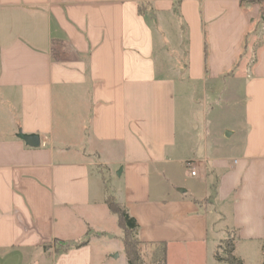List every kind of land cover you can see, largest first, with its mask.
Instances as JSON below:
<instances>
[{
	"label": "crops",
	"instance_id": "crops-1",
	"mask_svg": "<svg viewBox=\"0 0 264 264\" xmlns=\"http://www.w3.org/2000/svg\"><path fill=\"white\" fill-rule=\"evenodd\" d=\"M229 76L240 121L184 157L179 99ZM107 175L167 264L264 263V0H0V264H110Z\"/></svg>",
	"mask_w": 264,
	"mask_h": 264
},
{
	"label": "rangeland",
	"instance_id": "rangeland-1",
	"mask_svg": "<svg viewBox=\"0 0 264 264\" xmlns=\"http://www.w3.org/2000/svg\"><path fill=\"white\" fill-rule=\"evenodd\" d=\"M140 9L144 15L147 14L153 24L155 15L150 10L148 3H141ZM168 49H172L171 45L168 46ZM167 64H169V61H167ZM169 66H173V63ZM249 73L250 71L248 74ZM227 78L228 80H226L224 87L223 84H220L216 89L214 88L215 90L210 92H204L202 90L199 92L189 91V89L192 90L193 87L188 86V91L183 94V98L181 97L179 99V130L182 135L181 139H184L185 146L188 144V147H184L182 151V155L184 157L191 156L193 151L196 152L199 150L198 146L202 145L207 133H209L210 138L212 137V133L214 131L218 130L221 132L229 126L236 128V124L240 121L239 111L240 108L243 107V103L245 101V92L243 91L241 85L244 84L245 80H247V78L249 79L250 76H241V82L244 81L243 83H235L230 76ZM192 101H197L199 105L191 104ZM193 123L199 126H195L196 130L193 128ZM220 148H222V146ZM187 168L185 165L180 167L178 166L175 171L176 175L185 182L190 181V179L186 177L188 175L186 170ZM101 180L103 182L104 198L112 197L117 201L116 193L120 190V185L115 182V179H109L108 175L101 178ZM111 219L115 222L112 223L111 220L108 221L106 227L112 233L114 238L109 239L107 237H101L99 241L95 242V244L106 251L109 259H113L110 264H128L122 242L124 237L123 231L117 224L116 216H111ZM91 237H95L97 239L96 236ZM227 243H233L231 236L222 241L219 251L220 253L224 252L223 250L225 249ZM159 249L160 247L158 246L152 248L143 245L140 246L141 256L146 264H154L155 254L159 252Z\"/></svg>",
	"mask_w": 264,
	"mask_h": 264
},
{
	"label": "trees",
	"instance_id": "trees-1",
	"mask_svg": "<svg viewBox=\"0 0 264 264\" xmlns=\"http://www.w3.org/2000/svg\"><path fill=\"white\" fill-rule=\"evenodd\" d=\"M260 0H249V3H257ZM139 13L144 15L141 9ZM246 49V46H245ZM243 56V54H242ZM241 56V58H242ZM105 204L118 219V225L124 233L123 245L127 256L128 264H146L141 256L140 246L142 242L138 239L139 225L137 221L129 214L128 210L122 206L115 198L106 197ZM60 250L67 251L72 247V243H59ZM85 243L76 245V247L83 246ZM75 246V245H74ZM45 248H49L48 246ZM222 253H217V259L228 264H244L241 259L234 255V244L227 243ZM154 264H167V249L166 245H161L159 252L155 254ZM264 264V263H263Z\"/></svg>",
	"mask_w": 264,
	"mask_h": 264
},
{
	"label": "water",
	"instance_id": "water-1",
	"mask_svg": "<svg viewBox=\"0 0 264 264\" xmlns=\"http://www.w3.org/2000/svg\"><path fill=\"white\" fill-rule=\"evenodd\" d=\"M231 133H226L228 137ZM19 138L25 141V143L33 148H38L40 146V138L38 135H19ZM120 175V173H118Z\"/></svg>",
	"mask_w": 264,
	"mask_h": 264
},
{
	"label": "built area",
	"instance_id": "built-area-1",
	"mask_svg": "<svg viewBox=\"0 0 264 264\" xmlns=\"http://www.w3.org/2000/svg\"><path fill=\"white\" fill-rule=\"evenodd\" d=\"M192 175H193V176H195V175H196V172H195V171H193V172H192Z\"/></svg>",
	"mask_w": 264,
	"mask_h": 264
}]
</instances>
